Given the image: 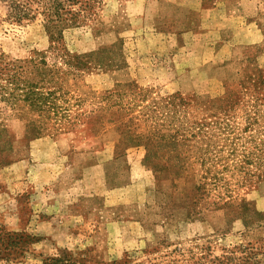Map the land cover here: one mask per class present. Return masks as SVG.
Here are the masks:
<instances>
[{
  "label": "rangeland",
  "instance_id": "obj_1",
  "mask_svg": "<svg viewBox=\"0 0 264 264\" xmlns=\"http://www.w3.org/2000/svg\"><path fill=\"white\" fill-rule=\"evenodd\" d=\"M95 14L64 47L100 64L66 77L41 21L0 7L4 60L59 69L42 89L77 117L42 136L21 102L0 117V264L264 249V0H101ZM174 94L186 106L165 107ZM145 158L180 169L154 174Z\"/></svg>",
  "mask_w": 264,
  "mask_h": 264
},
{
  "label": "trees",
  "instance_id": "obj_2",
  "mask_svg": "<svg viewBox=\"0 0 264 264\" xmlns=\"http://www.w3.org/2000/svg\"><path fill=\"white\" fill-rule=\"evenodd\" d=\"M100 3L101 0H0V7L6 11L7 21L15 25L40 20L48 39V49L65 66L61 73L66 77H75L85 72L84 70H89L90 65H99L100 61L96 60L98 57L96 55L90 57L91 61L87 64V61L81 60L82 57L68 52L64 47V34L94 21L95 10L99 8ZM58 73L59 69H48L42 59L38 63L31 59L21 65L15 64V61H5L3 55L0 54V103H4L6 107L4 109H7V112H4L1 111L3 108H0V117L3 116L1 119L7 120L11 116H16L12 110L16 108L18 102H21L28 108L27 112L36 117L26 123L27 129L36 126L35 136L50 133V130L56 132L73 130L77 117L61 116L57 111L60 96L65 93H60L59 89L47 92L42 89L41 84L44 77L48 75L52 78ZM164 101L165 107L186 106L185 100L178 94L164 98ZM63 120L67 124L61 128L59 125ZM48 124L52 125L47 127ZM2 134L4 132L0 131V135ZM144 164L154 174L180 169L179 163L168 159L160 161L156 158H145ZM200 190L201 187L196 188V192ZM240 208L244 210V203H241ZM156 251L153 250L154 255L139 264H238L242 260H246L247 264L264 263V249L253 247L251 244L239 247L235 251L225 250L220 256H212L210 248H200L198 251L174 248L162 254H157ZM125 263L128 261L125 260Z\"/></svg>",
  "mask_w": 264,
  "mask_h": 264
},
{
  "label": "crops",
  "instance_id": "obj_3",
  "mask_svg": "<svg viewBox=\"0 0 264 264\" xmlns=\"http://www.w3.org/2000/svg\"><path fill=\"white\" fill-rule=\"evenodd\" d=\"M38 140H40V139H37V140H35V141H37V142H34L35 144L34 145H38V143L40 144L41 142H39ZM33 141H31V143H32ZM44 170H48L45 166H43L41 169H40V171L41 172H43Z\"/></svg>",
  "mask_w": 264,
  "mask_h": 264
}]
</instances>
